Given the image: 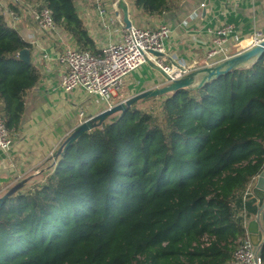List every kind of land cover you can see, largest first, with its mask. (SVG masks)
Wrapping results in <instances>:
<instances>
[{"label":"trees","instance_id":"16d2710c","mask_svg":"<svg viewBox=\"0 0 264 264\" xmlns=\"http://www.w3.org/2000/svg\"><path fill=\"white\" fill-rule=\"evenodd\" d=\"M21 1L49 10L56 27L94 54L74 0L6 6L15 13ZM132 3L160 15L171 0ZM5 17L0 9V115L11 132L40 75L18 59L31 45ZM158 98L157 114L135 105L85 132L42 185L5 200L0 264H230L245 218L256 213L243 192L264 167V56Z\"/></svg>","mask_w":264,"mask_h":264},{"label":"crops","instance_id":"0c3cea01","mask_svg":"<svg viewBox=\"0 0 264 264\" xmlns=\"http://www.w3.org/2000/svg\"><path fill=\"white\" fill-rule=\"evenodd\" d=\"M96 4L104 9V15L98 14ZM75 6L93 42L94 55H100L108 44L120 42L125 29L122 7H126L128 20L135 27L151 29L166 25L169 28L164 41V64L174 69L184 65L189 74L245 50L264 27L260 0H171L167 11L160 15H147L137 10L132 0H75ZM228 25L233 26L234 31L222 46V52L208 57L207 53L214 48L211 32ZM11 27L16 28L22 39L31 45L29 63L40 76L36 85L23 94L24 109L17 129L9 132L12 140L9 150H0L1 192L6 191L14 172L26 179L51 172L53 155L72 130L109 107L104 98L87 94L80 88L69 93L60 88L65 69L58 61L59 55L65 47L80 50L69 33L56 27L53 34H41L31 20ZM199 82L197 76L194 84ZM167 85L163 73L148 62L124 80L110 101L113 105ZM115 116L118 114L112 117ZM252 198L257 213V201L254 196ZM235 211L237 217L245 215L239 207ZM256 213L244 216L245 229ZM230 264H236L233 256Z\"/></svg>","mask_w":264,"mask_h":264},{"label":"built area","instance_id":"2783aa9c","mask_svg":"<svg viewBox=\"0 0 264 264\" xmlns=\"http://www.w3.org/2000/svg\"><path fill=\"white\" fill-rule=\"evenodd\" d=\"M12 1L19 2V0ZM16 7L25 8V5L21 1ZM97 10L100 16L104 15V10L100 5H97ZM3 11L10 18L11 25L19 23L20 16L9 10ZM27 14L32 18L37 31L41 34L56 32V25L49 10L38 8L27 11ZM233 31L234 27L231 25L212 31L214 48L207 53V56L213 57L222 52V46L225 45L228 36ZM168 34L169 28L166 25L151 29L131 25L130 28L124 29L119 43L108 44L100 55L65 47L58 57V61L65 69L60 88L67 93L75 88H80L87 94L104 98L111 107L116 103L112 105L110 99L121 89L124 80L148 62H152L159 68L163 74L170 78V81L182 79L189 74L187 67L179 65V68L174 69V67L164 64L163 61L164 41ZM257 42L258 40L255 38L253 43ZM153 53H159L161 56L156 57ZM11 144L10 133L6 128L4 118L0 115V150L8 151ZM253 183L254 181L245 188L243 201L253 196ZM232 256L236 264H263L260 251H256L252 247L247 237L238 240Z\"/></svg>","mask_w":264,"mask_h":264},{"label":"water","instance_id":"95a60500","mask_svg":"<svg viewBox=\"0 0 264 264\" xmlns=\"http://www.w3.org/2000/svg\"><path fill=\"white\" fill-rule=\"evenodd\" d=\"M260 2L263 6L262 17L264 18V0H260ZM122 14L124 27L128 29L131 27V23L128 20L126 7H122ZM257 40V43L251 44V46H249L245 50L233 56L225 58L212 66L200 68L196 72H192L182 79L170 81V78L167 75L163 74L165 80L168 82L167 86L137 94L129 99L116 103L113 106L108 107L100 114H97L96 116L85 120L84 122L76 126L60 144L57 151L53 155V163L55 164L58 157L61 156L66 148L71 145L76 139H78L82 134L100 127L104 122H106L109 118L116 114L123 115L127 109L135 106L138 102L172 93L179 89L199 88L205 83L213 81L234 69H243L253 66L262 56H264V27L261 28ZM153 55L156 57L161 56V54L159 53H153ZM18 59L26 64H29V51L27 49L21 50L18 53ZM157 70L161 72L159 68H157ZM197 76L200 77V82L195 85L194 83ZM22 185L23 183L21 182L19 186L12 188L9 192L4 194V196L0 198V206ZM252 193L257 201L258 210L254 219L250 220L247 223L245 230L246 236L252 247H254L256 251H260L261 247L264 245V167L256 178L255 184L252 188Z\"/></svg>","mask_w":264,"mask_h":264},{"label":"rangeland","instance_id":"374dc122","mask_svg":"<svg viewBox=\"0 0 264 264\" xmlns=\"http://www.w3.org/2000/svg\"><path fill=\"white\" fill-rule=\"evenodd\" d=\"M24 5H25V8H16V12L15 14L20 16V21L19 23L17 24V27L18 25L20 26V23H22L23 21H26V20H31L32 21V18L27 14V11H32V10H35V9H38L39 8V3L35 2V1H30L29 2H24ZM0 9H3V10H9V8H7V6L5 4H7V0H3L2 2H0ZM74 4H75V0H74ZM10 5V4H9ZM11 6V5H10ZM97 6V4H96ZM76 8V6H75ZM104 10V9H103ZM5 18L8 17V15L5 14ZM9 19V18H7ZM33 22V21H32ZM121 101H124V100H121ZM120 101V102H121ZM161 98H153V99H147V100H143L141 101V103L139 102L138 104H136L137 107H140L142 110L143 109H146L147 111H151V114H157L159 112V109L158 108V105H160L161 103ZM119 118L118 116H115V117H112L111 119H109L108 121L110 122L111 120H114V119H117ZM106 121V122H108ZM46 169V168H45ZM49 169V167L47 168ZM48 174V172L44 173L42 176H38L34 179H26L24 177H20L17 172H14L11 174V180L9 179V183L7 184L6 186V191L5 192H1L0 190V198L4 196V194H6L7 192H9L12 188L16 187V186H19V184L22 182L23 185L21 187H19L17 189V191L14 193H24V192H27V190H29L31 187H34V186H40L42 185L44 182H45V176ZM13 194V195H14Z\"/></svg>","mask_w":264,"mask_h":264}]
</instances>
